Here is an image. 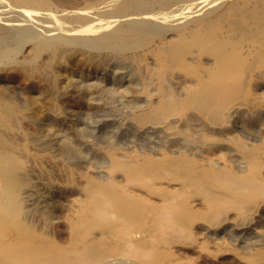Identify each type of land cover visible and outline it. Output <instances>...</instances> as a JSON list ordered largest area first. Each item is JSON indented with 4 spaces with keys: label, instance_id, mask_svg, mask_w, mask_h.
Segmentation results:
<instances>
[{
    "label": "bare ground",
    "instance_id": "6f19581e",
    "mask_svg": "<svg viewBox=\"0 0 264 264\" xmlns=\"http://www.w3.org/2000/svg\"><path fill=\"white\" fill-rule=\"evenodd\" d=\"M0 264H264V0H0Z\"/></svg>",
    "mask_w": 264,
    "mask_h": 264
},
{
    "label": "rangeland",
    "instance_id": "374dc122",
    "mask_svg": "<svg viewBox=\"0 0 264 264\" xmlns=\"http://www.w3.org/2000/svg\"><path fill=\"white\" fill-rule=\"evenodd\" d=\"M92 121L90 120V122H92ZM118 126L122 127L120 124ZM30 175L32 176V179H34L35 182L37 181V184H35V183L31 184L24 191V196L27 197L26 202H27L28 208L34 209L36 206H39V205L45 206L46 202H48L50 197H51V195H50L51 194V189H50L51 187L46 183L45 180H43L42 178L39 177L40 174L38 172H31ZM33 176H34V178H33ZM35 185H37V186H35ZM49 190H50V192H49Z\"/></svg>",
    "mask_w": 264,
    "mask_h": 264
}]
</instances>
